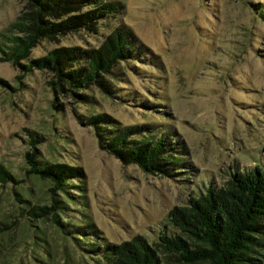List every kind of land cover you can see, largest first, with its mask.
<instances>
[{"label":"rangeland","instance_id":"1","mask_svg":"<svg viewBox=\"0 0 264 264\" xmlns=\"http://www.w3.org/2000/svg\"><path fill=\"white\" fill-rule=\"evenodd\" d=\"M121 2L124 10L96 30L44 39L31 51L38 57L60 45L95 47L116 26L132 28L150 53L120 63L107 77L114 94L96 86L79 91L92 97L87 101L54 93L48 72L21 75V68L0 61L6 81L0 82V163L16 178L0 183V264H109L105 245L136 234L148 239L162 264H186L159 240L180 233L169 209L209 185L223 186L231 169L264 165V18L258 14L264 0ZM21 7V0H0V33ZM55 98L61 110L53 108ZM98 113L119 127L147 124L155 135L168 134L185 147L186 168L167 178L123 166L85 125ZM29 130L39 135L40 159L84 170L82 182H70L71 192L56 191L64 211L55 217L69 229L86 226V235H66L51 214L28 216L30 207L49 205L52 186L27 173Z\"/></svg>","mask_w":264,"mask_h":264},{"label":"trees","instance_id":"2","mask_svg":"<svg viewBox=\"0 0 264 264\" xmlns=\"http://www.w3.org/2000/svg\"><path fill=\"white\" fill-rule=\"evenodd\" d=\"M21 4L15 19L0 33V61L21 68V75L33 69L48 72V83L54 93L63 90L87 101L92 97L79 91L96 86L114 94L116 86L107 77L116 75L115 69L120 63L143 59L150 53V48L132 28L120 24L95 47L60 45L41 56L31 57L32 49L42 40H54L77 30L94 31L101 20L122 12L124 5L121 0H21ZM258 14L264 18L262 9ZM0 82L6 83L3 78ZM56 100H52L53 108L61 110ZM84 122L94 128L99 146L117 157L123 166L133 164L148 174L167 178L186 168L185 147L180 148L179 142L168 134L151 133L147 124L119 127L103 113L89 115ZM27 132L31 145L24 156L29 166L27 173L52 183L49 205L30 207L28 216L36 220L51 214L66 235H86V226L69 229L67 223L55 217L64 211L57 192H71L67 189L73 184L70 182L73 179L82 182L84 170L61 161L47 163L40 159V151L35 146L40 142L39 135L33 130ZM137 135L141 137L136 138ZM15 181L0 163V183ZM167 215L180 233H162L159 240L181 262L260 264L258 255L264 250V165H255L250 170L231 169L223 186L209 185L198 195H190L185 204L174 205ZM104 250L109 264H162L157 250L141 234L118 244L105 245Z\"/></svg>","mask_w":264,"mask_h":264}]
</instances>
